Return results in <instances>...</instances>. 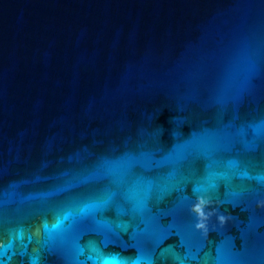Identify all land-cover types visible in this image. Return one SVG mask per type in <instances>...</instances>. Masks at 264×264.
Segmentation results:
<instances>
[{
    "label": "water",
    "instance_id": "water-1",
    "mask_svg": "<svg viewBox=\"0 0 264 264\" xmlns=\"http://www.w3.org/2000/svg\"><path fill=\"white\" fill-rule=\"evenodd\" d=\"M0 264H264V0H0Z\"/></svg>",
    "mask_w": 264,
    "mask_h": 264
},
{
    "label": "clouds",
    "instance_id": "clouds-1",
    "mask_svg": "<svg viewBox=\"0 0 264 264\" xmlns=\"http://www.w3.org/2000/svg\"><path fill=\"white\" fill-rule=\"evenodd\" d=\"M206 218V217H205ZM197 227H203V223L201 222V223H198L197 224Z\"/></svg>",
    "mask_w": 264,
    "mask_h": 264
}]
</instances>
